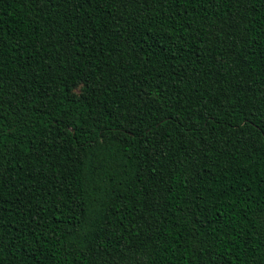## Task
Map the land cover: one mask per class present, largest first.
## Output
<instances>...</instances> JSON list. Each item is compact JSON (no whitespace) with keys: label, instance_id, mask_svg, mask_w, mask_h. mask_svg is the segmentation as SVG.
I'll list each match as a JSON object with an SVG mask.
<instances>
[{"label":"trees","instance_id":"obj_1","mask_svg":"<svg viewBox=\"0 0 264 264\" xmlns=\"http://www.w3.org/2000/svg\"><path fill=\"white\" fill-rule=\"evenodd\" d=\"M0 264H264V0H0Z\"/></svg>","mask_w":264,"mask_h":264}]
</instances>
